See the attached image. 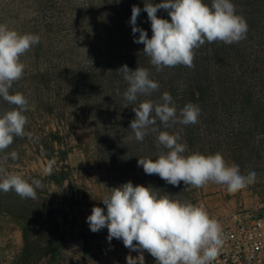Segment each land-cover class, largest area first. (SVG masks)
Here are the masks:
<instances>
[{"label": "rangeland", "instance_id": "rangeland-1", "mask_svg": "<svg viewBox=\"0 0 264 264\" xmlns=\"http://www.w3.org/2000/svg\"><path fill=\"white\" fill-rule=\"evenodd\" d=\"M95 6L94 0H0V23L40 36V42L21 57L24 76L10 89V94L20 92L29 101L25 130L32 138H14L6 152L16 151L19 159L4 161L5 153H0V167L29 182L42 181L37 198L26 203L31 223L0 206V264H22L24 225L30 237L25 263L48 264L44 249L52 232L47 226L50 217L58 225L55 243H64L61 256L52 264H127L128 255L140 253L125 248L122 240L109 242L107 228L93 233L86 221L94 206L106 214L102 199L111 188L128 181L134 186L151 185L173 199L203 204L222 227L237 212H264V127L242 131L237 128L241 117L235 114L206 118L192 142H180L187 144L185 155L220 152L229 165L239 166L241 174L255 171L256 182L237 193L211 182L201 188L183 182L173 186L138 166L139 158L155 159L167 150L157 147V132L150 130L143 141L135 139L130 129L133 108L144 98L138 96L134 103L124 98L128 84L117 71L124 52L118 47L106 52L99 14L106 16L107 8L98 5L96 11ZM14 107L0 98V115ZM121 116L124 123H116ZM157 125H161L158 120ZM53 136L60 143H54L53 157L48 159L46 150ZM50 160L55 161L53 172L68 176L61 186L46 179L44 169ZM143 255L144 264H156L147 251Z\"/></svg>", "mask_w": 264, "mask_h": 264}, {"label": "clouds", "instance_id": "clouds-1", "mask_svg": "<svg viewBox=\"0 0 264 264\" xmlns=\"http://www.w3.org/2000/svg\"><path fill=\"white\" fill-rule=\"evenodd\" d=\"M166 10L168 19L158 18L157 12ZM151 22L152 36L137 26L141 8L133 5L130 24L132 33L139 32L134 43L143 44V52L150 58V64L159 72L164 68L184 66L195 67V50L205 43L223 42L226 45L246 39L248 24L243 15L237 14L232 0H163L158 4L145 3L144 9ZM40 42V36L20 33L5 23H0V98L15 106L0 115V153L4 161L19 159L16 151L7 153L14 138H32L26 131L29 101L20 92L10 94L14 83L24 76L26 65L21 57ZM128 87L124 98L134 103L138 96H151L159 90L157 81L150 78L147 68L137 67L134 71L127 65L118 70ZM117 95L120 94L117 88ZM135 119L130 122L135 139L143 141L149 131L157 132V147H163L157 158H139L138 166L147 175H158L166 183L179 186L183 182L193 188L208 183L226 187L227 192L237 193L256 182L257 173L241 174L238 165H229L220 152L204 155L195 152L185 155L187 144L179 142V133H169L154 127L159 120L164 128L175 124H196L201 115L198 105L191 102L184 105L177 114V108L170 93L164 92L159 102L151 99L133 108ZM55 161L50 160L44 169L51 175ZM42 181L29 182L20 174L7 172L0 167V191H14L21 199H36V189ZM149 185L134 186L128 181L110 189L102 201L107 208L94 206L87 223L93 233L107 228V239L122 240L125 248L138 251L136 257L128 255L127 264H144L143 252L155 258L156 264H213L220 256L224 244L222 225L210 216L203 204L173 199L170 194H159ZM135 242V243H134Z\"/></svg>", "mask_w": 264, "mask_h": 264}, {"label": "trees", "instance_id": "trees-1", "mask_svg": "<svg viewBox=\"0 0 264 264\" xmlns=\"http://www.w3.org/2000/svg\"><path fill=\"white\" fill-rule=\"evenodd\" d=\"M94 2L97 7L103 5L107 8L106 16L99 14L101 29L106 34V52L112 53V50L118 47L119 52H124V56L119 60L122 66L127 65L133 71L137 67L147 68L150 78L159 83V90L153 92L151 96H143L144 100L159 102L161 95L168 92L173 97L178 115L179 110L189 102L200 107L201 115L196 124L187 126L175 124L169 128H164L162 124L157 125L160 130L179 133L183 141L186 139L192 142L196 137V128L201 126L200 122L206 118H217L221 113L240 116L237 128L242 131L257 126L264 127V0H232L237 14L243 15L247 21L246 39L231 45L219 41L205 43L195 50L194 68L178 66L164 68L159 72L150 64V58L143 52L144 45L134 43L139 37V32L132 33L130 19L132 6L140 7L137 26L144 29L148 38H151V22L143 9L145 3L155 5L163 0H94ZM204 3L210 6L211 0H204ZM157 16L169 21L171 19L163 9L157 12ZM120 40L124 42L123 47L119 43ZM124 120L121 116L116 117L115 121L121 124ZM54 143L59 144L60 138L54 136L51 138V146L48 145L49 150H46L48 159L53 157ZM58 153L65 156L62 151ZM67 177L64 171H54L46 176V179L54 185L61 186ZM28 200L30 199H21L14 191L8 193L0 191V206L18 213L31 223L26 214L30 209L29 205H26ZM48 223L47 226L52 232L45 242L44 255L48 257L47 263L52 264L56 261L57 255L61 256L64 243L62 241L59 245L55 243L58 225L52 217ZM21 230L24 243L22 256L25 257L22 264H26L30 237L27 226H22Z\"/></svg>", "mask_w": 264, "mask_h": 264}, {"label": "built area", "instance_id": "built-area-1", "mask_svg": "<svg viewBox=\"0 0 264 264\" xmlns=\"http://www.w3.org/2000/svg\"><path fill=\"white\" fill-rule=\"evenodd\" d=\"M222 228L224 244L213 264H264V212H237Z\"/></svg>", "mask_w": 264, "mask_h": 264}]
</instances>
